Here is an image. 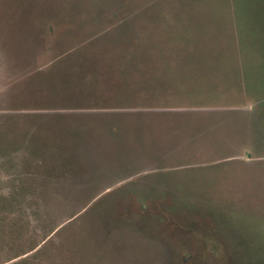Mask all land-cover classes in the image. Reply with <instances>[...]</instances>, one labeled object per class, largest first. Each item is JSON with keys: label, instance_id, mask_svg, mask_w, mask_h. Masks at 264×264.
I'll list each match as a JSON object with an SVG mask.
<instances>
[{"label": "rangeland", "instance_id": "1", "mask_svg": "<svg viewBox=\"0 0 264 264\" xmlns=\"http://www.w3.org/2000/svg\"><path fill=\"white\" fill-rule=\"evenodd\" d=\"M0 264H264V0H0Z\"/></svg>", "mask_w": 264, "mask_h": 264}]
</instances>
